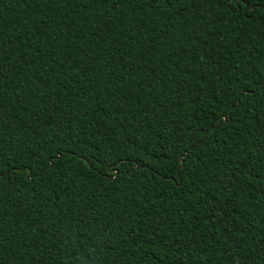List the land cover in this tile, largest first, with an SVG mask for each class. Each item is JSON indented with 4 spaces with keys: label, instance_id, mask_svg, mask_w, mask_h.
Masks as SVG:
<instances>
[{
    "label": "trees",
    "instance_id": "16d2710c",
    "mask_svg": "<svg viewBox=\"0 0 264 264\" xmlns=\"http://www.w3.org/2000/svg\"><path fill=\"white\" fill-rule=\"evenodd\" d=\"M237 81L264 85V0H0V264H264V91L216 121Z\"/></svg>",
    "mask_w": 264,
    "mask_h": 264
},
{
    "label": "snow or ice",
    "instance_id": "6c2138e0",
    "mask_svg": "<svg viewBox=\"0 0 264 264\" xmlns=\"http://www.w3.org/2000/svg\"><path fill=\"white\" fill-rule=\"evenodd\" d=\"M197 2H199V0H193V7H195ZM217 2L224 3L232 7L234 10H243V6L247 4L249 0H217ZM237 84L238 87L235 90L225 93L221 98H219L218 107L216 109V112L219 113V115L216 116L217 124H223L227 122L231 119L232 113H237L238 110L247 109L252 112L256 111L255 105L250 101L256 92L264 91V85L259 86L256 89H251L248 85L239 84V81H237ZM215 114L216 113H212V115ZM212 130H214V128H211L209 131L211 132ZM190 131L196 132L197 129H191ZM205 139L206 137L201 136V141ZM201 141H197L196 146H199ZM189 147L191 148V146ZM192 151H194V148H192ZM49 152L51 154H45L46 158L45 156H37L34 152L29 154L30 158L32 159V163L35 165V168L33 169L32 173H29L27 171L23 173L25 179H28L30 175L34 179H39L46 170L51 171L53 168H56L57 163L55 161L57 156H59V164L62 165L63 163H65L63 155L65 153V149L63 145L59 147H52L49 149ZM187 152L188 149L182 150V146L178 145L173 149L172 156H166L165 159L172 161L173 157H175L176 159L173 161L172 166L182 170L186 166L185 161L189 158ZM0 155H2V153H0ZM73 155H75V153H73ZM81 158L83 159V157ZM21 159H23V157H21ZM128 162L130 163L131 161ZM105 163H107V161H105ZM124 163L125 160L123 158H118L117 160L112 161V164L116 165L117 167H121ZM22 167L27 170L30 165L28 163H25L24 165H22ZM8 175L11 176L12 172L9 171ZM156 175L160 176V172L158 171ZM0 179H5L2 173H0ZM161 179H164V177H161ZM169 179H171L172 182H176V177H169ZM139 238L143 239L142 236ZM153 264H169V262L166 259L154 258ZM179 264H183V262L181 261L179 262Z\"/></svg>",
    "mask_w": 264,
    "mask_h": 264
}]
</instances>
